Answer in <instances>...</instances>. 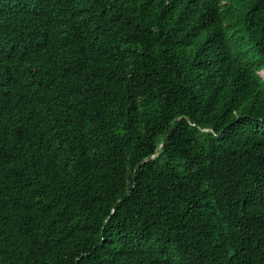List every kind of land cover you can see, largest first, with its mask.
<instances>
[{"label": "trees", "instance_id": "trees-1", "mask_svg": "<svg viewBox=\"0 0 264 264\" xmlns=\"http://www.w3.org/2000/svg\"><path fill=\"white\" fill-rule=\"evenodd\" d=\"M264 0H0V264H264Z\"/></svg>", "mask_w": 264, "mask_h": 264}, {"label": "rangeland", "instance_id": "rangeland-1", "mask_svg": "<svg viewBox=\"0 0 264 264\" xmlns=\"http://www.w3.org/2000/svg\"><path fill=\"white\" fill-rule=\"evenodd\" d=\"M260 76L264 79V69L259 71Z\"/></svg>", "mask_w": 264, "mask_h": 264}]
</instances>
